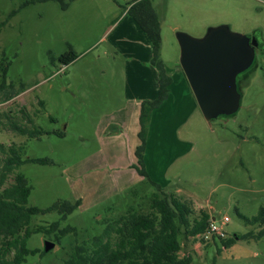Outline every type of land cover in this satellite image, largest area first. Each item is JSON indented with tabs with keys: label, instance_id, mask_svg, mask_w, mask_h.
<instances>
[{
	"label": "rangeland",
	"instance_id": "374dc122",
	"mask_svg": "<svg viewBox=\"0 0 264 264\" xmlns=\"http://www.w3.org/2000/svg\"><path fill=\"white\" fill-rule=\"evenodd\" d=\"M25 1L0 0V21L6 20L0 30V84L6 83L0 89V143L22 145L23 159H48L26 161L17 168L31 186L28 206L47 209L58 200H80L60 224L74 230L58 240L53 234L31 233L26 245L35 252L21 263L63 264L74 245L103 231L106 219L137 207L154 192L142 178L134 189L121 190L122 171L116 168L128 159L132 127L125 125L121 131L114 121L102 123L105 115L132 96L127 84L133 78L126 76V70H135L131 61L143 50V30L126 13L132 0H64L65 8L56 0L23 5ZM151 3L159 19L160 58L179 78L173 89L177 99L164 115L169 121H156L151 150L160 159H179L170 187L180 188L181 198L210 211L217 225L227 216L229 221L222 226L225 237L256 234L260 227L245 224L238 213L250 217L264 207V0ZM14 9L17 12L7 18ZM223 24L234 33H255L262 47L255 48L253 64L238 75V111L207 121L181 70L176 34L201 38L209 27ZM69 50L76 58L61 64L59 55ZM182 87L193 108L180 101ZM20 88L24 91L3 99ZM20 109L33 116L34 126L43 134L28 137L10 128L9 118L23 121ZM57 218L53 210L33 215L30 228ZM181 237L180 254L190 255L194 263L264 264V231L259 238L235 236V243L226 248L217 239L205 241L183 232ZM45 242L53 247L44 250Z\"/></svg>",
	"mask_w": 264,
	"mask_h": 264
},
{
	"label": "trees",
	"instance_id": "16d2710c",
	"mask_svg": "<svg viewBox=\"0 0 264 264\" xmlns=\"http://www.w3.org/2000/svg\"><path fill=\"white\" fill-rule=\"evenodd\" d=\"M34 0L23 2V5ZM62 8L67 6L64 0H56ZM127 13L136 21L140 28L148 35L152 50L151 64L158 71V92L154 99L143 100L140 103L139 113V144L134 153L136 164L133 166L153 188L154 192L142 201L137 207L129 206L125 212L116 218H109L100 234L76 244L70 256L63 264H214L194 263L188 254H180L182 249L181 233L187 237L200 236L208 229L211 216L203 209H196L192 202L180 198L173 192L163 190L160 184L153 181L148 175L144 165V150L148 134V125L151 112L159 107L167 98L171 77L166 73L159 55L160 26L151 0H132ZM18 9L12 10L7 18ZM5 21H0L1 27ZM76 58V54L69 50L59 55L61 64H67ZM6 87L2 80L0 89ZM8 87H12L9 84ZM24 91H11L3 95L9 100ZM42 104V102H39ZM23 121L9 118V126L15 132L28 137H38L44 133L34 126V118L25 109H20ZM62 135V131H57ZM23 146L14 142L0 143V264H21L28 254L35 252L26 245L27 239L33 232L53 234L58 240L68 231L70 226L60 228L61 221L76 209L79 199L58 200L47 209L28 206L27 201L31 192L26 177L17 168L26 161L45 163L48 159L22 158ZM11 177V181H9ZM58 212V218L47 223L30 228L33 215L45 211ZM238 216L247 225L259 226L260 230L254 234L248 231L244 234H233L230 237L213 236L220 246L226 248L235 243V236L240 239L250 237L259 238L264 231V207H260L256 214L247 217L238 213ZM218 252L221 247L217 246Z\"/></svg>",
	"mask_w": 264,
	"mask_h": 264
},
{
	"label": "water",
	"instance_id": "95a60500",
	"mask_svg": "<svg viewBox=\"0 0 264 264\" xmlns=\"http://www.w3.org/2000/svg\"><path fill=\"white\" fill-rule=\"evenodd\" d=\"M179 64L205 120L232 116L240 107L236 78L255 58L258 38L230 31L228 25L209 27L201 38L177 32ZM53 247L45 242L44 250Z\"/></svg>",
	"mask_w": 264,
	"mask_h": 264
},
{
	"label": "crops",
	"instance_id": "0c3cea01",
	"mask_svg": "<svg viewBox=\"0 0 264 264\" xmlns=\"http://www.w3.org/2000/svg\"><path fill=\"white\" fill-rule=\"evenodd\" d=\"M148 38L149 37H147L143 31L142 38H140V43L143 47V50L140 53H138V57L136 58V61H131L134 64L133 68H135V70H132L131 67H129L126 70V76L128 78H133L132 83L127 84V86H129V88L132 89L131 92L132 96H130V98H127L122 105L118 106V108L110 112L109 115H105L102 119V123H106L107 120H108V124L114 121V123L118 126V129H120L121 131L125 129V125L129 128L132 127L133 133H132V141L128 146V159H124L123 164L118 168H116L122 171V174L120 175L118 180L123 182V184L120 186L122 188L121 190L123 191H127V190L129 191L130 189H134L136 187V184L141 181V178L143 179V177L140 176L133 167L136 164V156L134 150L136 146L139 144L138 118L140 113V103L142 100L154 99L158 92V78H159L158 71L155 68V66L151 64L152 50L150 45V39ZM164 69L166 73L171 77V83L169 85V93L167 98L163 101V103L151 112L150 122L148 125L146 147L144 150L143 157H144L145 169L148 175L150 176V178L156 183L160 184L163 190H166L168 188L169 189L167 190L168 192H173L179 196L180 188L172 189L170 187V184L172 183L171 179L175 175V171L178 168H180V165L178 164L179 159H160L162 157L158 154H154L155 153L154 149L151 150V146L154 148L152 141V132L155 128L156 121L160 119H161V123H165L166 121H169V119L166 118L164 115L167 112V110L170 108L174 100L177 99L173 95V89L177 87L176 80H179V78L176 79L175 74L177 75L178 73L173 70L170 71L165 65H164ZM135 79L138 80L137 84L134 83ZM183 91H185V87H182V92ZM179 96H180V101L186 100L188 106L192 108L194 107V103L189 101L190 97L187 91H185L184 93L180 92ZM177 113H179V110L176 112V115ZM174 122L175 123L177 122L175 117H174ZM102 126L104 128L106 127L105 124H103ZM171 129L172 131H174V129H176V124L173 123ZM163 130H165L164 127H162V131ZM106 156L107 155H103V158L105 159ZM113 158L114 156L112 155V159ZM111 167H115V166H111ZM116 191H118L117 187L114 189L113 193ZM184 200H188V199H184ZM194 207L196 209L202 208L199 207L198 205H194ZM206 211L209 213L210 216L212 215L210 211L208 210ZM211 219L213 220L215 219V217L212 216Z\"/></svg>",
	"mask_w": 264,
	"mask_h": 264
},
{
	"label": "built area",
	"instance_id": "2783aa9c",
	"mask_svg": "<svg viewBox=\"0 0 264 264\" xmlns=\"http://www.w3.org/2000/svg\"><path fill=\"white\" fill-rule=\"evenodd\" d=\"M229 221V218L227 216H223L222 218V225H217L213 220H210L209 225H208V229L206 230L205 233H203L201 236L205 241L211 240L213 236H224L225 233L223 231V227L224 225L227 224V222Z\"/></svg>",
	"mask_w": 264,
	"mask_h": 264
},
{
	"label": "flooded vegetation",
	"instance_id": "af4514ba",
	"mask_svg": "<svg viewBox=\"0 0 264 264\" xmlns=\"http://www.w3.org/2000/svg\"><path fill=\"white\" fill-rule=\"evenodd\" d=\"M253 36H256L257 38H258V36L255 34V33H253ZM262 47V43H261V41H259V39H258V48H261ZM237 78H238V76H237ZM237 78H236V83H237ZM238 84V83H237Z\"/></svg>",
	"mask_w": 264,
	"mask_h": 264
}]
</instances>
